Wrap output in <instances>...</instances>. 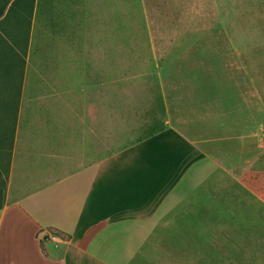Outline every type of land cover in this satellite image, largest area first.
Segmentation results:
<instances>
[{"label":"rangeland","instance_id":"374dc122","mask_svg":"<svg viewBox=\"0 0 264 264\" xmlns=\"http://www.w3.org/2000/svg\"><path fill=\"white\" fill-rule=\"evenodd\" d=\"M6 12L3 147H17L19 160L31 147L47 153L42 159L51 152L54 182L69 172L56 123L67 117L79 136L90 102L112 115L136 92L146 111L199 140L216 166L129 264H264V0H36L20 86L4 64L11 42L22 47L26 24L3 22Z\"/></svg>","mask_w":264,"mask_h":264},{"label":"crops","instance_id":"0c3cea01","mask_svg":"<svg viewBox=\"0 0 264 264\" xmlns=\"http://www.w3.org/2000/svg\"><path fill=\"white\" fill-rule=\"evenodd\" d=\"M125 94L126 110L112 115L90 102L79 136L67 117L56 123L69 172L54 182L51 152L42 159L31 147L19 160L17 147L0 143V264H129L215 169L199 140L146 111L140 94ZM52 229L69 239H53Z\"/></svg>","mask_w":264,"mask_h":264},{"label":"trees","instance_id":"16d2710c","mask_svg":"<svg viewBox=\"0 0 264 264\" xmlns=\"http://www.w3.org/2000/svg\"><path fill=\"white\" fill-rule=\"evenodd\" d=\"M36 0H5L3 7L0 10V18L3 16L7 9V12L2 19L3 22H19L25 23L26 29L24 31V42L22 47L15 48L13 42H11L7 57V62L4 64V71L13 79L15 77L14 72L19 76V86L23 82L24 71L26 67V54L28 48V37H29V19L32 16L33 9ZM10 39V35H8ZM50 232L55 236H60L62 239H69V236L61 233L58 230L52 229Z\"/></svg>","mask_w":264,"mask_h":264},{"label":"built area","instance_id":"2783aa9c","mask_svg":"<svg viewBox=\"0 0 264 264\" xmlns=\"http://www.w3.org/2000/svg\"><path fill=\"white\" fill-rule=\"evenodd\" d=\"M57 237H58V236H55V235H53V237H52V238H53V239H56Z\"/></svg>","mask_w":264,"mask_h":264}]
</instances>
